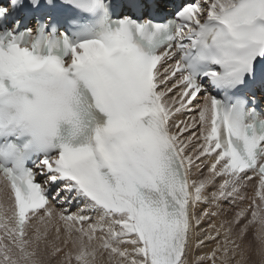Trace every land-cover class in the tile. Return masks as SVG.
<instances>
[{"label": "snow or ice", "instance_id": "snow-or-ice-1", "mask_svg": "<svg viewBox=\"0 0 264 264\" xmlns=\"http://www.w3.org/2000/svg\"><path fill=\"white\" fill-rule=\"evenodd\" d=\"M24 4L0 0V264H264V0Z\"/></svg>", "mask_w": 264, "mask_h": 264}, {"label": "bare ground", "instance_id": "bare-ground-1", "mask_svg": "<svg viewBox=\"0 0 264 264\" xmlns=\"http://www.w3.org/2000/svg\"><path fill=\"white\" fill-rule=\"evenodd\" d=\"M256 181H254L255 183ZM255 191H256V188H254L253 186H249V189H248V194L249 195H254L255 194ZM257 200H258V197H257ZM259 201V200H258ZM73 211H75V208H73Z\"/></svg>", "mask_w": 264, "mask_h": 264}]
</instances>
